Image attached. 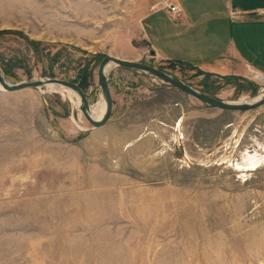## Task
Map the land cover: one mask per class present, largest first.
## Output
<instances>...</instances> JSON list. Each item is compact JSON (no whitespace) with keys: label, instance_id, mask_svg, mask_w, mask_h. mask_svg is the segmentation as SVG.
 I'll list each match as a JSON object with an SVG mask.
<instances>
[{"label":"rangeland","instance_id":"obj_1","mask_svg":"<svg viewBox=\"0 0 264 264\" xmlns=\"http://www.w3.org/2000/svg\"><path fill=\"white\" fill-rule=\"evenodd\" d=\"M168 0H0V71L59 78L102 100L106 55L237 102L264 91L158 59L143 16ZM94 128L48 88L0 90V264H264V105L206 104L115 66ZM86 125V126H85Z\"/></svg>","mask_w":264,"mask_h":264},{"label":"crops","instance_id":"obj_2","mask_svg":"<svg viewBox=\"0 0 264 264\" xmlns=\"http://www.w3.org/2000/svg\"><path fill=\"white\" fill-rule=\"evenodd\" d=\"M143 16L158 59L220 76L264 74V0H169Z\"/></svg>","mask_w":264,"mask_h":264},{"label":"water","instance_id":"obj_3","mask_svg":"<svg viewBox=\"0 0 264 264\" xmlns=\"http://www.w3.org/2000/svg\"><path fill=\"white\" fill-rule=\"evenodd\" d=\"M116 65V66H123L131 69H135L141 72L149 73L167 83H170L171 85L177 87L178 89L190 94L191 96L197 98L198 100L209 104L213 107L222 109V110H231V111H246L258 108L262 105H264V91L263 95L252 102H230L225 101L220 98L214 97L212 95H209L189 83H186L181 78L164 71L160 68L154 67L152 65L129 60V59H123L118 56L113 55H106L100 65L98 70V84L100 86V89L102 91V95L104 97V100L106 102V111L102 118L98 119L94 117L91 113V104L89 102L88 96L84 89L76 82L68 81L64 79L59 78H33L30 80L21 81L18 83H11L9 82L4 74L0 71V83L5 88L6 91H18L25 88H34V87H45L48 84H56L60 86H64L67 88H70L78 93L80 96V110L88 120V122L94 127L98 128L103 125H105L111 118L113 108H114V99L112 95L111 85L109 82L108 74H107V68L109 65Z\"/></svg>","mask_w":264,"mask_h":264},{"label":"bare ground","instance_id":"obj_4","mask_svg":"<svg viewBox=\"0 0 264 264\" xmlns=\"http://www.w3.org/2000/svg\"><path fill=\"white\" fill-rule=\"evenodd\" d=\"M115 66L116 65H113V64L109 65L107 68V74ZM254 73H255L256 80L264 85V74L260 73V72H254ZM38 88H48V89H52V90L61 91L64 95H68L71 99H73L77 106L80 105V101H81L80 96L78 95V93L76 91H74L70 88L60 86V85H56V84H48L45 87H38ZM0 90H5V88L2 86L1 83H0ZM262 95H263V91L260 92L258 95L252 97V98H244V99L237 101V102H252V101L259 99ZM97 103L98 104H96V105H91V113L94 117L100 119V118H102V116L104 115V113L106 111V102L104 100L103 95H102V100L100 102H97Z\"/></svg>","mask_w":264,"mask_h":264},{"label":"built area","instance_id":"obj_5","mask_svg":"<svg viewBox=\"0 0 264 264\" xmlns=\"http://www.w3.org/2000/svg\"><path fill=\"white\" fill-rule=\"evenodd\" d=\"M167 2H169L166 5L169 12H171L172 15L177 16L180 12V7L176 4H174L173 2H170L169 0Z\"/></svg>","mask_w":264,"mask_h":264},{"label":"trees","instance_id":"obj_6","mask_svg":"<svg viewBox=\"0 0 264 264\" xmlns=\"http://www.w3.org/2000/svg\"><path fill=\"white\" fill-rule=\"evenodd\" d=\"M208 74H212V73H209L208 72ZM224 77H226V78H228V79H237V78H240L239 76H224ZM82 88H83V86L82 85H80ZM84 89V88H83ZM85 91V90H84Z\"/></svg>","mask_w":264,"mask_h":264}]
</instances>
